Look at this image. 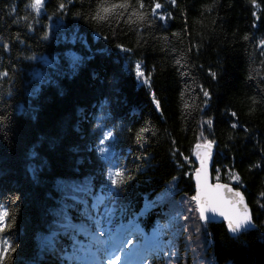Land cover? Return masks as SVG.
<instances>
[{"label":"trees","instance_id":"16d2710c","mask_svg":"<svg viewBox=\"0 0 264 264\" xmlns=\"http://www.w3.org/2000/svg\"><path fill=\"white\" fill-rule=\"evenodd\" d=\"M159 2L166 22L129 26L87 19L95 0H45L40 13L30 0H0V72L8 71L0 76V204L10 213L0 241L15 248L3 264H75L88 226L106 211L156 230L152 264H203V256L264 264V0ZM107 130L114 136L101 154ZM201 132L217 146L213 179L220 168V181L243 191L257 229L229 236L222 224L199 221L191 152ZM115 167L132 176L118 189L107 176ZM113 191L116 202L103 211ZM64 216L83 230L60 228Z\"/></svg>","mask_w":264,"mask_h":264},{"label":"snow or ice","instance_id":"6c2138e0","mask_svg":"<svg viewBox=\"0 0 264 264\" xmlns=\"http://www.w3.org/2000/svg\"><path fill=\"white\" fill-rule=\"evenodd\" d=\"M45 0H30V3L27 7L31 8L36 13H40L42 8L44 7ZM253 6L258 7L257 0H251ZM170 6L179 7L177 4V0H170ZM65 4L60 2L58 4L59 10L65 9ZM150 8V11H145V8ZM164 7L159 0H152V2L148 5L145 4V0H95L94 5L91 8L87 19L98 24H108L111 25L113 21L119 25L121 22L131 26V25H145L151 26L153 23V17L162 21H167L170 18V13H162L161 10ZM211 5H206V10H211ZM15 7H11L10 12L15 13ZM77 15H80L77 13ZM255 15V13H253ZM24 21H27L29 17L26 15L22 17ZM20 19L14 21V23H19ZM28 29H32V24H27ZM45 37H47V33H45ZM248 36H245L244 39H248ZM167 39V37H165ZM259 44L264 46V38L259 40ZM121 50L128 52L131 49L125 48L124 45H117ZM4 49L9 48V44L5 42L3 44ZM191 50V49H190ZM261 55H264V52H261ZM29 59H35V57H30ZM176 64H180L181 61L177 59L175 61ZM261 63H264L262 61ZM136 75L138 77H144V72L141 68L140 62L136 63ZM183 74V73H182ZM213 78L216 77V73H211ZM0 76L6 77L8 76V71L5 70L0 72ZM250 79L252 77H249ZM144 83L148 84L149 81L147 78H144ZM203 96L205 97L204 103H208V97L210 96V92L207 89H204L202 86L200 88ZM153 102L156 105V109L159 110L160 103L155 98V93H152ZM185 107H189V105L185 104ZM231 115L235 117L237 115L236 112H232ZM5 117L0 116V121H3ZM209 127L212 125V120L206 121ZM99 127V125H98ZM232 128H236L237 124L233 123L231 125ZM149 131L147 127L141 128L137 132V141L139 142L143 139V133ZM114 136L113 130H107L102 132V137L99 140L100 148L99 152L101 154H105L107 149L104 147L105 141L110 140ZM215 144V141L207 139L203 132L200 133L199 139L194 146L193 154L199 160V167L195 170V180H196V194L191 197V201L195 203V211L199 214V220L205 222H211L214 220V215L210 214H219V216L223 217L226 221V228L229 233L237 234L241 233L243 230L248 229L251 226H254L253 217L251 214V210L249 205L245 201L244 193L239 190V188H233L230 183H220V168H216V183L210 182V172H209V161L212 156V147ZM264 152V149H261ZM185 160L188 157L184 158ZM259 163L253 165V167H259ZM126 169L123 167H115L110 168L107 172L108 179L114 189L120 188L122 185L127 183V180H131L132 176L127 175V180L125 179ZM228 179L230 181L241 182V177L238 172L233 171L232 169H228ZM78 190V189H77ZM117 192L113 191L109 193L108 200L110 203L116 202ZM261 197H264V192L260 193ZM105 198L101 197L100 202L102 203ZM264 207V205H261ZM10 218L9 210L5 207L4 204H0V232L5 230V227H10L7 224V220ZM63 223H59V227L62 229L72 228L74 230H83L82 227L78 228L77 225L71 223V219L68 216H64ZM98 228L99 225H96ZM58 235V233H53L52 238H49V245L51 247H55L54 238ZM100 237L104 236V232L100 231L98 233ZM92 240L102 245L101 248L98 249L99 252H102L104 256L108 257L107 264H118L120 261L119 252L124 251V247L126 245L132 244V240L127 241H119L121 247H116L115 242L111 247L103 246L107 245V241L97 239V235L95 233L92 234ZM11 251H15V248L12 246L11 242L8 240L0 241V264H3L7 254ZM167 255V253H165ZM143 264H152L151 260L145 259ZM168 264H174V261L169 260Z\"/></svg>","mask_w":264,"mask_h":264},{"label":"water","instance_id":"95a60500","mask_svg":"<svg viewBox=\"0 0 264 264\" xmlns=\"http://www.w3.org/2000/svg\"><path fill=\"white\" fill-rule=\"evenodd\" d=\"M193 150H194V148H193ZM193 150H192V158H193V160H194V162L196 163V168L197 167H199V160L197 159V157L193 154ZM216 150H217V147H216V144H214L213 145V147H212V156H211V160L209 161V172H210V182L211 183H216V181H213V178H212V167H213V160H214V156H215V154H216ZM198 165V166H197ZM196 168L194 169V171H193V173H192V175H191V178H192V182H193V185H194V188H193V194L195 195L196 194V180H195V170H196ZM220 183H224V182H221L220 181ZM232 186V185H231ZM233 188H236V187H234V186H232ZM241 192H243L241 189H239ZM245 196V195H244ZM245 201H246V198H245ZM246 203H247V201H246ZM250 208V207H249ZM250 210H251V208H250ZM251 214H252V211H251ZM199 215V214H198ZM210 215H214V220H212L211 222H206V223H208V224H210V223H213V224H217V223H221V224H223L224 225V228H225V230H226V232H227V234L229 235V236H235V235H237V234H239V233H237V234H232V233H229L228 231H227V228H226V221L224 220V218L223 217H221V216H219V214H210ZM253 217V216H252ZM254 221V220H253ZM201 222H205V221H201ZM254 229H257V225L255 224V222H254V226H251V227H249L248 229H246V230H254ZM246 230H243L242 232H244V231H246Z\"/></svg>","mask_w":264,"mask_h":264},{"label":"rangeland","instance_id":"374dc122","mask_svg":"<svg viewBox=\"0 0 264 264\" xmlns=\"http://www.w3.org/2000/svg\"><path fill=\"white\" fill-rule=\"evenodd\" d=\"M198 261L202 262L203 264H216L215 262L209 260L207 256H203L202 258H198Z\"/></svg>","mask_w":264,"mask_h":264}]
</instances>
